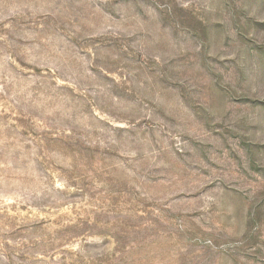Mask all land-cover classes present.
<instances>
[{
  "label": "clouds",
  "instance_id": "9594fccd",
  "mask_svg": "<svg viewBox=\"0 0 264 264\" xmlns=\"http://www.w3.org/2000/svg\"><path fill=\"white\" fill-rule=\"evenodd\" d=\"M240 11L242 23L264 20ZM218 25L228 30L213 40ZM251 35L218 0H0V200L19 217L0 222V264H264V225L234 233L210 223L233 196L256 191L213 171L211 155L213 139L227 143L240 127L237 105L264 131V66H249L239 47ZM246 146L264 175V139ZM82 206L87 229L10 236L41 214L83 216Z\"/></svg>",
  "mask_w": 264,
  "mask_h": 264
},
{
  "label": "rangeland",
  "instance_id": "374dc122",
  "mask_svg": "<svg viewBox=\"0 0 264 264\" xmlns=\"http://www.w3.org/2000/svg\"><path fill=\"white\" fill-rule=\"evenodd\" d=\"M218 4L227 10L229 14V20L233 26H237L241 32L247 33L252 32L250 37H242L239 40L240 46L243 49V55L246 61L251 66L252 63L264 66V20L261 23H256L253 25L252 22L247 21L242 23L241 17L243 13L240 11L243 7H255L258 11H264V0H218ZM214 22H222L221 18H217ZM183 23L190 25L194 31H198L200 34H204V29L198 22L194 21L193 18L187 17L183 20ZM228 25H218L216 30L207 33L213 40L217 39V36L221 32H227ZM231 43H235L230 41ZM236 46V45H234ZM215 47L217 52L214 54H220V59L224 60L227 57L222 53H226L229 50L228 47V37L225 33L224 37L219 41L215 42ZM237 111L232 114L231 123L239 124L240 127L231 129L233 132L232 137H227V133L224 136L227 137V143L224 139H213L212 144L216 145L217 151L212 153V160L217 165L213 169L215 172H220L223 170V174L229 177H234V183L237 184L238 190L241 192L247 191L249 189H256L253 198L248 200L245 198L241 200L238 196H233L232 200L225 206L221 205L218 209V213L214 215L210 223L213 224H229L231 225V230L236 232H247L250 226H255L256 224L264 225V175H258L253 170V165L256 163L254 159V150L246 145H251L252 143H259L260 139H264V131L259 133L252 131L250 127L245 123V118H251V113L244 109V106H235ZM232 106H228L226 111H231ZM239 136L241 139H235ZM258 137L255 141L252 137ZM235 153V155H233ZM201 163L204 161L201 159ZM260 166H264V157L259 158ZM207 166V165H205ZM66 171V170H64ZM249 173L252 175L250 176ZM255 177V179H253ZM99 179V177H98ZM111 177L106 178V182L111 184ZM257 180L260 183H257ZM114 191H120L113 186ZM126 191V189H125ZM75 196V194H73ZM112 202H117L115 197H110ZM226 207V211H225ZM8 208L13 214L16 213L17 209L14 204H9ZM20 211H27L26 207L21 205ZM77 209L66 208L61 213V216H55L49 219L48 217L41 214L40 218L37 220L33 218L31 224H21L20 228L16 229V232L10 233V236H17L22 234V231L31 227L35 231H39L45 225L51 227L57 235H64L71 233L76 230L77 225L82 226L84 229L88 227L89 220V210L85 207H81L79 211L84 213L83 216L77 215ZM194 214V213H189ZM7 217V222L10 225H14L16 220L19 219L17 215H8L3 207V201L0 200V222L5 220ZM75 217V223L65 224L63 227H57L64 220H70ZM85 250H88V245H84ZM67 251V250H65ZM63 258V257H61ZM23 261L26 259L23 255L20 257ZM82 264H103L102 259L97 258L95 260L89 259L82 262Z\"/></svg>",
  "mask_w": 264,
  "mask_h": 264
}]
</instances>
